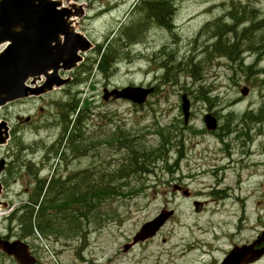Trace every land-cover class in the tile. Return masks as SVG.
<instances>
[{"label":"rangeland","instance_id":"obj_1","mask_svg":"<svg viewBox=\"0 0 264 264\" xmlns=\"http://www.w3.org/2000/svg\"><path fill=\"white\" fill-rule=\"evenodd\" d=\"M146 1L62 0L85 7L73 24L94 47L70 72V85L41 100H19L0 108V119L12 123L16 116L33 117L20 131L15 124L10 139L0 145V159L6 161L0 173V200L12 208H1L0 235L10 240L21 238L7 216L35 194L38 179H61L76 188L93 181L90 170L120 167L125 149L108 142L115 135L121 133L146 150L162 144L166 153L165 160H155L146 174L124 180V192L101 199L97 208L89 210L84 198L83 208L77 204L62 210L57 217L62 223L74 219V210L83 211L82 219L75 220L82 225L79 232L64 224L65 233L44 236L34 228L33 235L21 239L35 264H219L234 246L249 245L264 232V120H239L243 113H256L264 106V55L255 58L245 50L237 65L209 54L213 39L205 24L216 17L230 21L228 0H172V33L146 18ZM250 7L257 18L264 15L263 0ZM132 19L144 24L143 38L124 41L116 64L99 70L104 46V52L114 48L112 40ZM87 76L86 82L80 81ZM126 86L153 91L139 106L124 99H102L104 88ZM243 87L248 90L245 96L240 93ZM183 94L190 104L186 124ZM73 97L80 98L79 106L88 104L81 130L85 150L75 155L64 139L59 141L61 112L58 104L55 107V102ZM206 114L215 118V130L206 129ZM22 163L29 168L20 171ZM175 183L190 191L189 198L173 189ZM193 200L206 202L200 212L194 211ZM163 208L175 214L154 237L125 252L124 245L140 226ZM0 264L17 263L0 253ZM253 264H264V256Z\"/></svg>","mask_w":264,"mask_h":264},{"label":"trees","instance_id":"obj_2","mask_svg":"<svg viewBox=\"0 0 264 264\" xmlns=\"http://www.w3.org/2000/svg\"><path fill=\"white\" fill-rule=\"evenodd\" d=\"M254 1L259 0H228L229 9L227 14L230 21L222 17H216L205 24V27L209 24L207 31H211L213 39L209 46L210 55L215 58H227L237 65L241 64V54L245 50L254 53L255 58H261L264 55V15L260 18L256 17L255 10L250 7ZM146 3L144 5L146 18L172 33L175 14L173 2L170 0H149ZM143 26L142 22L138 23L135 19H132L129 25L121 27L119 35L113 40L114 42L112 41L115 47H107L105 52L103 49L98 62L99 70L103 69L105 71L112 64H116L114 62L115 58L121 53L124 41L130 42L131 40L132 43H135L142 39L144 36ZM246 68H250V66L247 65ZM261 72L264 73V68L261 69ZM87 79L88 76L81 78L80 81L86 82ZM79 99V97H73L68 101L64 100L56 103V108L57 104L60 108V123L62 124L59 141L61 142L65 137V143L67 142L74 155L85 150L81 130L83 128V114L87 110L88 104L85 103L84 106H79ZM262 105H264V102ZM69 116L72 117L69 119ZM247 119H252L253 121L264 120V106L259 108L256 113L250 112L248 114V112H245L239 118L242 122ZM69 125L71 127L74 126V129H70L67 133ZM108 142L125 149L126 156L123 164L121 163L120 167L114 171L90 170L94 171L92 174L93 181L90 184L88 180L84 181V183H78L76 189L72 186L69 187L67 181L61 179L56 180L49 177L37 180L35 183V194H30L26 202L13 209V215L7 216L8 219H12L11 224L14 223L17 226L19 238L25 239L33 235L34 228L38 229L44 236L53 233H65L67 231L64 228V224L66 227L74 226L73 233L79 232L82 225L79 222L76 223L75 220L82 219L84 216L83 211L81 210L79 214H76V210H74L72 214L74 219H69L68 222L63 221L62 223L57 221V217L62 210L75 207L77 204H81L83 208L84 205L81 202L84 198L87 201L89 210L94 207L97 208L101 199L124 192L121 190L124 180L132 175L146 174L151 170L155 160L163 161L166 157L162 144L155 149L146 150L135 145L132 140H129L127 136H123L121 133L110 138ZM19 168L22 171V169L29 167L28 164L24 166L22 163ZM78 177L83 180L82 173L81 175L78 174ZM116 182L119 183L117 184Z\"/></svg>","mask_w":264,"mask_h":264},{"label":"water","instance_id":"obj_3","mask_svg":"<svg viewBox=\"0 0 264 264\" xmlns=\"http://www.w3.org/2000/svg\"><path fill=\"white\" fill-rule=\"evenodd\" d=\"M83 14L81 5L63 6L61 0H0V107L9 102L41 95L60 87L68 78L59 75L60 70L74 68L82 60V54L92 48V43L76 31L72 17ZM44 81L40 85L29 86L36 80ZM152 88L126 86L120 89H103L102 99H127L136 104L145 102ZM248 90H240L246 95ZM190 104L186 95L181 96V110L186 124L189 118ZM28 120V118L26 119ZM208 130L216 128V120L210 114L204 115ZM9 138V126L0 120V145ZM5 160L0 159V172ZM180 188L174 185V188ZM2 183L0 181V195ZM188 193L184 190L183 195ZM8 202L0 200V209L8 207ZM195 212L202 207L201 201H194ZM173 215V209H162L153 219L143 223L132 237L130 244L124 245L126 251L133 244L153 237ZM264 241V232L249 245L234 246L220 264H250L264 255V245L255 248ZM0 250L13 257L18 264H34L28 244L21 240H7L0 237Z\"/></svg>","mask_w":264,"mask_h":264},{"label":"flooded vegetation","instance_id":"obj_4","mask_svg":"<svg viewBox=\"0 0 264 264\" xmlns=\"http://www.w3.org/2000/svg\"><path fill=\"white\" fill-rule=\"evenodd\" d=\"M67 74H69L70 75V73H66V72H64V71H60V75L61 76H66ZM70 76H72V75H70ZM71 82V81H70ZM70 82H68L67 84H65L64 86H67V85H70ZM64 86H62V87H60V88H57V89H55V90H58V89H63L64 88ZM55 90H53V91H51L50 93H46V94H44V95H40V96H31L30 98H37L38 100H41V99H43V98H45L46 96H48V95H50L52 92H54ZM30 98H27V99H30ZM27 99H24V100H22V101H25V100H27ZM39 108H38V111L39 112H41V115L42 116H44L45 114V110L43 111V107L41 106V105H39L38 106ZM7 120H8V122H9V124H10V130H12L13 128H14V126H15V124H18L17 125V129H18V131H20L22 128H23V126H24V124H27V123H30L31 122V120L33 119V117L32 116H30V120L28 121V122H25V123H19L18 121L16 122V123H12L11 121H10V119L9 118H6ZM19 133V132H18ZM17 133V134H18ZM175 185V184H174ZM174 185H173V187H174ZM176 185H178V186H180V188H178V187H176L175 189H177L178 191H181L182 193L184 192V190L188 193L187 194V198H189V196H190V191L188 190V189H186V188H183L180 184H176ZM202 202V207H201V210H202V208H203V206L206 204V202L205 201H201ZM264 245V242H262L261 244H260V246L261 245ZM131 249V248H130Z\"/></svg>","mask_w":264,"mask_h":264},{"label":"bare ground","instance_id":"obj_5","mask_svg":"<svg viewBox=\"0 0 264 264\" xmlns=\"http://www.w3.org/2000/svg\"><path fill=\"white\" fill-rule=\"evenodd\" d=\"M156 1H157V0H156ZM170 1H172V0H170ZM168 2H169V1H168ZM141 3L143 4V2H141ZM141 3H140V4H141ZM170 3H171V2H170ZM135 4H136V3H135ZM169 5H170V4H169ZM134 6H135V5H134ZM173 7H174V6H173ZM154 8H155V7H154ZM163 23H164V22H163ZM137 29H138V28H137ZM136 32H137V31H136ZM138 32H139V31H138ZM134 33H135V32H134ZM139 33H140V32H139ZM136 34H137V33H136ZM136 34H135V36H136ZM137 35H138V34H137ZM110 36H111V35H110ZM133 36H134V35H133ZM133 36H132V37H133ZM128 37H129V36H128ZM138 37H139V36H138ZM129 38H130V37H129ZM126 39H127V38H126ZM132 39H133V38H132ZM110 40H111V39H110ZM113 40H114V39H113ZM113 40H112V41H113ZM127 40H129V39H127ZM138 40H139V38H138ZM123 41H124V40H123ZM110 42H111V41H110ZM113 42H114V41H113ZM130 42H131V40H130ZM120 44H121V43H120ZM126 46H127V45H126ZM132 47H133V45H132ZM120 48H121V47H120ZM116 55H117V54H116ZM110 56H111V55H110ZM215 56H216V55H215ZM108 58H109V57H108ZM112 61H113V60H112ZM107 64H108V63H107ZM112 65H113V64H112ZM105 66H106V65H105ZM102 68H103V66H102ZM101 70L103 71V69H101ZM104 70H105V69H104ZM66 115H67V114H66ZM69 119H70V116H69ZM22 134H23V133H22ZM24 135H25V134H24ZM20 139H21V138H20ZM20 139H19V141H20ZM27 160H28V159H27ZM34 170H35V169H34ZM36 170H37V169H36ZM56 180H57V179H56ZM58 180H59V179H58ZM55 183H56V182H55ZM55 183H54V184H55ZM60 183H61V182H60ZM54 184H53V186L55 187L56 184H55V185H54ZM61 184H62V183H61ZM64 184H65V183H64ZM92 185H93V184H92ZM49 186H50V185H49ZM51 188H52V187H51ZM55 190H56V189H55ZM0 215H1V209H0Z\"/></svg>","mask_w":264,"mask_h":264}]
</instances>
